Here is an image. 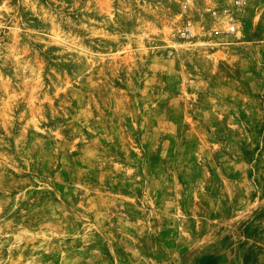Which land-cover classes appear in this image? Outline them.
Returning a JSON list of instances; mask_svg holds the SVG:
<instances>
[{
	"label": "rangeland",
	"instance_id": "1",
	"mask_svg": "<svg viewBox=\"0 0 264 264\" xmlns=\"http://www.w3.org/2000/svg\"><path fill=\"white\" fill-rule=\"evenodd\" d=\"M234 1L0 0V264H264V0Z\"/></svg>",
	"mask_w": 264,
	"mask_h": 264
},
{
	"label": "built area",
	"instance_id": "2",
	"mask_svg": "<svg viewBox=\"0 0 264 264\" xmlns=\"http://www.w3.org/2000/svg\"><path fill=\"white\" fill-rule=\"evenodd\" d=\"M248 0H235L234 4L236 7H242L247 3ZM237 30V24H236V19L232 18L231 26L229 27L230 32H234Z\"/></svg>",
	"mask_w": 264,
	"mask_h": 264
}]
</instances>
